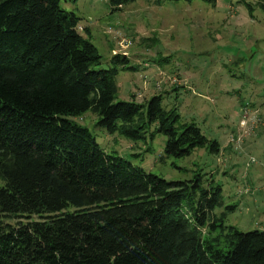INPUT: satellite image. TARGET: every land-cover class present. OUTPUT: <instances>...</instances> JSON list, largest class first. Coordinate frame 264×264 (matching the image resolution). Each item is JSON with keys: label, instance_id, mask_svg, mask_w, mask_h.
<instances>
[{"label": "trees", "instance_id": "obj_1", "mask_svg": "<svg viewBox=\"0 0 264 264\" xmlns=\"http://www.w3.org/2000/svg\"><path fill=\"white\" fill-rule=\"evenodd\" d=\"M132 1L107 0L111 11ZM179 1L192 0L155 3ZM111 62L132 69L125 56ZM99 64L58 0H0V264H264V233L213 213L218 186L145 173L70 121L89 110L133 141L155 124L166 156L217 153L193 123L175 125L161 96L115 101L117 69Z\"/></svg>", "mask_w": 264, "mask_h": 264}, {"label": "rangeland", "instance_id": "obj_2", "mask_svg": "<svg viewBox=\"0 0 264 264\" xmlns=\"http://www.w3.org/2000/svg\"><path fill=\"white\" fill-rule=\"evenodd\" d=\"M58 6L95 47V69H117L115 101L144 105L159 95L161 107L177 115L176 126L193 123L218 151L196 148L173 158L164 155L155 124L133 141L107 134L89 110L70 121L104 153L145 173L167 182L199 176L200 189L218 186L221 204L213 213L223 214V224L264 233V0H215L212 7L202 0H134L114 11L107 0ZM113 55L125 56L132 69L113 65Z\"/></svg>", "mask_w": 264, "mask_h": 264}]
</instances>
